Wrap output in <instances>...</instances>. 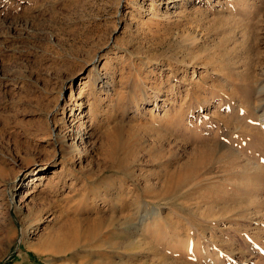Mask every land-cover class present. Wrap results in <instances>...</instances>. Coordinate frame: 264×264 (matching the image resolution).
<instances>
[{
    "label": "rangeland",
    "instance_id": "obj_1",
    "mask_svg": "<svg viewBox=\"0 0 264 264\" xmlns=\"http://www.w3.org/2000/svg\"><path fill=\"white\" fill-rule=\"evenodd\" d=\"M263 68L264 0H0V264H264Z\"/></svg>",
    "mask_w": 264,
    "mask_h": 264
},
{
    "label": "bare ground",
    "instance_id": "obj_2",
    "mask_svg": "<svg viewBox=\"0 0 264 264\" xmlns=\"http://www.w3.org/2000/svg\"><path fill=\"white\" fill-rule=\"evenodd\" d=\"M167 1H169V0H167ZM93 72H94V77H93V79L91 80V87H94V88H98V89H100V91H102V92H105V93H109V92H111L112 91V89L110 88V85H111V82H109V79H107L106 77H105V75L104 74H102V73H100L97 69H96V67H94L93 68ZM259 72L258 73H256V75L254 76V78H253V80L255 81V82H257V86L256 87H253V88H250L249 89V91H248V93L246 94V96H244V98L242 97V99L240 100V105H241V107L243 108V112L245 113V111L247 110V111H252L253 113H254V111H256L257 110V112H259L260 114L258 115V116H260V124L259 125H261V127H262V129H263V131H264V68L263 69H260V70H258ZM228 80V79H227ZM256 84V83H255ZM220 87V86H219ZM220 88H222L221 89V91L222 92H225L224 91V88H223V86L222 87H220ZM111 89V90H110ZM171 91V90H170ZM195 91H197L195 94H193V92H192V97L190 98V99H195V100H197V102H198V104H199V100H200V98H199V95H200V93H198L199 91H198V89L197 90H195ZM113 92V91H112ZM144 93V92H143ZM172 93H174V91H172ZM226 93V92H225ZM233 93H234V91H233ZM232 92H228L227 93V96H229V97H233V96H235L234 94H233ZM112 94V93H111ZM191 94V93H190ZM131 95L133 96V98H135L136 99V97H135V94H134V90L132 89V91H131ZM148 95V94H147ZM189 95V94H188ZM190 96V95H189ZM150 98V97H149ZM119 99V98H118ZM146 99V97H144V96H142V100H145ZM148 99V98H147ZM154 99H155V97H154ZM155 100H157V99H155ZM155 100H153L154 102H155V104H156V102L157 101H155ZM202 100V99H201ZM133 102H134V104H135V106H136V108H138L139 107V105H138V103L136 102V101H134V100H132ZM185 103V102H184ZM186 103H188V104H186V106H184L183 107V105H180L179 106V117H181V118H183L182 116H184V112H190V110H192L191 109V101H186ZM186 107V108H185ZM184 108V109H183ZM241 108V109H242ZM186 109V110H185ZM65 110V109H64ZM177 110V109H176ZM177 112H178V110H177ZM176 116V115H175ZM172 119V118H171ZM171 121V120H170ZM51 133V132H50ZM54 133V132H53ZM49 134V133H48ZM56 142H59V139L57 140H55V141H53L52 143H54V144H56ZM60 142H62V141H60ZM50 145V144H49ZM46 168H45V166H42V167H40L37 171V173H39V172H42V171H44ZM251 180V179H250ZM148 215V214H147ZM143 216H145V215H142L139 219H143ZM149 217V216H148ZM144 220V219H143ZM125 221H126V224L128 225V230H129V234H134L136 231H138V229H140L139 228V225L136 223V224H134V220L133 219H131V218H126L125 219ZM142 221V220H141ZM145 221V220H144ZM144 221H142V222H144ZM147 221V220H146ZM142 222H139V223H142ZM148 224V223H147ZM143 225H145V224H143ZM144 228V227H143ZM140 232V231H139ZM143 237V236H142ZM131 242V241H130ZM133 244V243H132ZM133 246V245H132ZM129 247V246H128Z\"/></svg>",
    "mask_w": 264,
    "mask_h": 264
}]
</instances>
